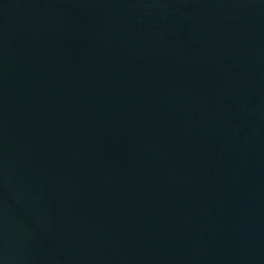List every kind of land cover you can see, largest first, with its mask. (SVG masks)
Instances as JSON below:
<instances>
[{
  "label": "water",
  "instance_id": "water-1",
  "mask_svg": "<svg viewBox=\"0 0 264 264\" xmlns=\"http://www.w3.org/2000/svg\"><path fill=\"white\" fill-rule=\"evenodd\" d=\"M0 264H264V0H0Z\"/></svg>",
  "mask_w": 264,
  "mask_h": 264
}]
</instances>
